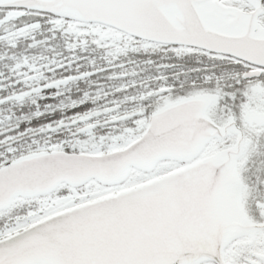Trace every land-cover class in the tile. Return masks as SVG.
Listing matches in <instances>:
<instances>
[{
    "label": "snow or ice",
    "instance_id": "1",
    "mask_svg": "<svg viewBox=\"0 0 264 264\" xmlns=\"http://www.w3.org/2000/svg\"><path fill=\"white\" fill-rule=\"evenodd\" d=\"M0 264H264V0H0Z\"/></svg>",
    "mask_w": 264,
    "mask_h": 264
}]
</instances>
